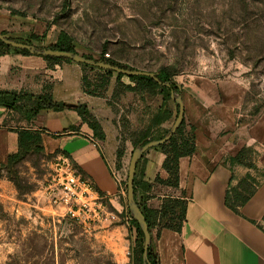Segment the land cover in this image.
<instances>
[{
  "label": "rangeland",
  "instance_id": "1",
  "mask_svg": "<svg viewBox=\"0 0 264 264\" xmlns=\"http://www.w3.org/2000/svg\"><path fill=\"white\" fill-rule=\"evenodd\" d=\"M0 12V32L38 38L39 52L64 33L80 56L151 74L169 69L181 89L204 90L221 138L248 148L264 178V0H0ZM160 104L145 96L119 110L123 184L138 134ZM57 158L30 156L11 176L0 167V264H138L145 238L132 228L144 234L127 191L72 196L56 184Z\"/></svg>",
  "mask_w": 264,
  "mask_h": 264
},
{
  "label": "crops",
  "instance_id": "2",
  "mask_svg": "<svg viewBox=\"0 0 264 264\" xmlns=\"http://www.w3.org/2000/svg\"><path fill=\"white\" fill-rule=\"evenodd\" d=\"M82 66L75 63L52 66L42 57L13 53L0 57V92L39 96L45 88H50L53 100L67 108L63 112H41L33 123H28L18 112L0 106V167L18 152V130L40 131L46 155L64 154L99 196L115 198L120 196L115 174L124 181L121 162H117L119 110L123 112V108L140 103L145 96L126 93L113 101L115 77L111 79L105 98L88 96L82 89L86 74ZM155 98H160L162 104L161 96ZM180 98L186 124L195 128L196 152L182 158L179 164L178 189L182 195L176 199L187 202L181 232H158L157 229L155 237L152 231L150 247L158 264H264V231L254 224L261 223L264 218L262 172L258 168H230L228 159L236 156L243 146L236 147L228 138H221L220 118L209 112L210 104L204 90L182 88ZM171 103L175 111L173 97L169 102L173 113ZM78 105H86L100 123L105 142L95 140L93 132L74 111ZM165 124L160 129L168 130ZM165 159L160 150L149 149L137 166L136 174L139 175L140 170L141 181L152 186L150 191L141 189L138 199L145 198L147 207L153 210H159L173 191L156 183L157 178L163 181L169 178L163 169ZM245 179L257 183L256 190L236 214L226 206V195ZM160 189L163 194L158 193Z\"/></svg>",
  "mask_w": 264,
  "mask_h": 264
},
{
  "label": "trees",
  "instance_id": "3",
  "mask_svg": "<svg viewBox=\"0 0 264 264\" xmlns=\"http://www.w3.org/2000/svg\"><path fill=\"white\" fill-rule=\"evenodd\" d=\"M1 35L7 36L5 34ZM10 39L30 46L34 45V41H38V38L36 37H32L31 40H20L14 38ZM48 49L77 55L70 38L64 33H61L58 38V42L55 45L48 47ZM11 53L24 57L32 56V54H30L28 51H20L9 48L0 42V57L9 55ZM83 57L90 61L106 63L126 70L136 71L129 67L122 66L113 60L106 59L103 55L99 60H94L91 56ZM44 60L52 66L59 63H73L68 59H56L50 57H44ZM82 67L84 68L85 72L89 71L91 73H98V75L93 80H91L86 74L83 76L82 89L83 92L88 96L105 98L111 79L115 77L116 87L112 95L113 101L119 100L120 97L126 93H133L143 97H156L158 95L162 97V104L157 110L156 114L151 118L149 126L138 134L137 141L135 142L136 147L146 144L150 140L161 141L167 136L170 130H163L160 129V127L166 122L170 121L173 116L177 117L179 106L176 105L174 115L169 108V102L171 101L172 93L180 94L181 92V87L173 82V77L169 69L159 70L155 74L158 82H155L149 77L125 76L123 74H117L111 71L97 70L96 68L87 65H83ZM125 79H127L130 84H125ZM0 106L18 112L28 123H33L41 112H63L67 109L65 104L58 103L53 100L50 88H45L43 94L39 96L22 92L16 93L2 91L0 92ZM74 111L79 115L82 122L86 124L93 132L95 140L100 143L105 142V133L100 123L94 118L87 106L78 105ZM17 133L18 152L14 155H11L8 158L7 163L1 166V169L7 171L10 176L12 175L11 173L16 175V168L23 164L30 156L45 154L42 142V132L29 129H20L17 131ZM156 149L160 150L166 156L163 169L169 175L168 180L163 181L160 178H157L156 183L174 191L178 190L180 181V160L182 158L191 157L196 152L195 128L187 125L184 119L182 125L179 127L172 139ZM58 154L61 153L56 152L54 155ZM122 156V151L118 149V164H120ZM228 163L231 169L236 166H241L248 169L254 168L250 151L246 147H243L236 154V156L228 159ZM77 171L80 173L78 169ZM254 185V182H252L250 179L241 181L235 189L228 191L226 195V206L236 214H239V210L249 202L255 193L256 189ZM151 187L152 186L148 184H144L136 174L134 183V196L136 202L140 206V210L143 214L150 234H152L154 229H158V232H161L162 230H169L180 233L186 219L185 215L187 202L185 200L168 197L163 201V204L159 210L150 209L145 203V198L140 200L138 199V194L141 189L150 191ZM254 224L259 229L264 231V218L261 223ZM132 228L136 230V233H138L141 238H145L144 234H142L139 226L135 222H132ZM144 254L145 252L143 248L141 250L140 261L138 264H142ZM146 259L148 264H158L151 247L148 250Z\"/></svg>",
  "mask_w": 264,
  "mask_h": 264
},
{
  "label": "water",
  "instance_id": "4",
  "mask_svg": "<svg viewBox=\"0 0 264 264\" xmlns=\"http://www.w3.org/2000/svg\"><path fill=\"white\" fill-rule=\"evenodd\" d=\"M0 42H2L4 45H6L9 48L17 49L20 51H28L32 56L37 57H50V58H56V59H68L71 60L75 64L79 65H87L99 70L103 71H111L117 74H123L125 76H143V77H149L152 78L155 82H158V79L156 78L155 74L146 73L142 71H130L123 68H119L116 66H112L110 64L96 62V61H90L85 59L83 56L80 55H73L71 53L67 52H60L55 51L51 49L43 50V52H39L37 48L34 46H30L27 44H21L14 40H11L8 36L0 35ZM181 93V92H180ZM173 99L175 100L176 105L179 106L178 115L177 118L170 129L167 136L161 140V141H154L150 142L145 146L140 145L136 148V151L133 153L130 165H129V171H128V180H127V198L129 204L132 206L133 212H135L138 216V223L144 233L145 237V245H144V264H148L147 262V253L150 248L151 244V234L149 232V229L146 225L145 219L143 217V214L140 210V208L136 205L135 197H134V183H135V177H136V171H137V165L138 162L141 160L142 155L148 151L149 149L158 148L159 146L167 143L172 139V137L176 134L179 127L182 125L184 118H185V110L183 103L180 98V94H173Z\"/></svg>",
  "mask_w": 264,
  "mask_h": 264
},
{
  "label": "built area",
  "instance_id": "5",
  "mask_svg": "<svg viewBox=\"0 0 264 264\" xmlns=\"http://www.w3.org/2000/svg\"><path fill=\"white\" fill-rule=\"evenodd\" d=\"M94 145L97 146L95 141ZM57 156L58 158L55 164V172L57 173L55 180H57V185L62 187L64 191L70 192L72 196L94 190L90 182L78 173L70 158L62 154H58ZM115 181L118 185L119 194L125 196L127 185L123 184L124 181L117 174H115Z\"/></svg>",
  "mask_w": 264,
  "mask_h": 264
}]
</instances>
